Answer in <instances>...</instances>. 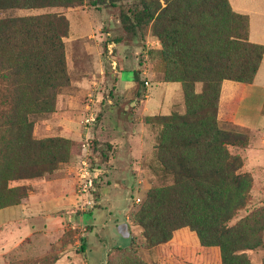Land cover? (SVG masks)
I'll list each match as a JSON object with an SVG mask.
<instances>
[{
  "label": "trees",
  "instance_id": "trees-1",
  "mask_svg": "<svg viewBox=\"0 0 264 264\" xmlns=\"http://www.w3.org/2000/svg\"><path fill=\"white\" fill-rule=\"evenodd\" d=\"M122 12L130 32L149 30L160 49L151 52L163 79L181 86L184 112L147 118L159 128L156 157L172 183L151 188L135 214L158 264H253L247 251L264 245V221L233 223L249 200L251 179L229 147L248 136L220 127L224 83L253 84L264 45L249 39L250 20L229 0H136ZM86 0H0V211L21 205L25 186L69 165L75 146L66 137L37 139L32 116L51 114L57 90L70 82L61 14L1 17L11 10L77 8ZM139 82L138 72H135ZM190 237L187 243L186 238ZM129 249V248H127ZM120 250V249H119ZM131 252V251H130ZM50 257L45 264L58 260ZM115 259L108 256L106 264ZM126 264H146L131 254ZM264 264V262H263Z\"/></svg>",
  "mask_w": 264,
  "mask_h": 264
},
{
  "label": "rangeland",
  "instance_id": "rangeland-1",
  "mask_svg": "<svg viewBox=\"0 0 264 264\" xmlns=\"http://www.w3.org/2000/svg\"><path fill=\"white\" fill-rule=\"evenodd\" d=\"M137 4L136 0H86L77 8L1 13V17L52 13L69 20L64 41L70 82L57 90L54 113L31 120L37 139L69 138L75 155L53 174L11 183L28 188L24 205L42 200L46 205L41 214L35 211L39 214H28L26 220H19V207L0 213V264H45L47 257L51 263L55 256L59 258L52 264H106L108 256L115 259L113 264H126L132 253L146 264H158L157 250L147 246L135 214L151 188L169 185L173 179L157 161L159 128L146 119L183 113L185 107L181 86L164 81L162 66L151 55L160 49L158 40L149 30L134 33L124 27L122 12L134 10ZM102 66L104 75L99 72ZM259 77L264 86V63ZM251 103L263 108L264 90H256ZM236 130L226 131L246 134L249 143L229 151L243 159L240 173L252 182L248 203L233 223L247 218L262 223L264 133ZM87 154L94 182L83 195L79 171ZM63 193L72 203L56 208L55 198ZM262 235L264 240V230ZM246 253L253 264H263L264 245Z\"/></svg>",
  "mask_w": 264,
  "mask_h": 264
},
{
  "label": "crops",
  "instance_id": "crops-1",
  "mask_svg": "<svg viewBox=\"0 0 264 264\" xmlns=\"http://www.w3.org/2000/svg\"><path fill=\"white\" fill-rule=\"evenodd\" d=\"M232 9L239 14L247 15L250 20L249 39L252 43L264 45V0H229ZM264 63V59L262 64ZM261 64V66H262ZM68 74L71 76V65L67 63ZM261 69V67H260ZM253 84L245 85L226 81L224 83L223 94L221 99L220 118L221 126L230 130V127L245 131H257L264 133V107H255L251 103L256 94V90H264L263 84L260 82L259 72ZM104 75L105 69L102 66L99 70ZM97 75L94 76L96 78ZM250 102V103H249ZM236 130V131H237ZM64 184V183H63ZM64 189V187H63ZM64 191V190H63ZM69 198V197H68ZM66 193L59 194L55 198L56 208L62 205L70 204L65 199ZM58 204V205H57ZM61 204V205H60ZM46 202L42 200L29 205L21 204L19 206V220H26L28 214H41ZM70 205H67V207ZM11 207V208H15ZM10 209V208H7ZM60 209V208H59ZM6 210V209H4ZM3 210L0 211V213ZM35 211H38L37 213ZM10 212V211H9ZM5 216V215H4ZM10 216V214H9ZM43 216V215H42ZM62 220V217H60ZM186 242L190 241V237L185 236Z\"/></svg>",
  "mask_w": 264,
  "mask_h": 264
},
{
  "label": "built area",
  "instance_id": "built-area-1",
  "mask_svg": "<svg viewBox=\"0 0 264 264\" xmlns=\"http://www.w3.org/2000/svg\"><path fill=\"white\" fill-rule=\"evenodd\" d=\"M148 85V84H147ZM84 148L85 150H87V152L89 151V142L84 144ZM88 154L85 155V157L82 159L81 161V168L79 171V177H80V182H79V191L81 194H86L89 193V190L92 188L93 186V174L91 171V164L89 159L87 158Z\"/></svg>",
  "mask_w": 264,
  "mask_h": 264
}]
</instances>
